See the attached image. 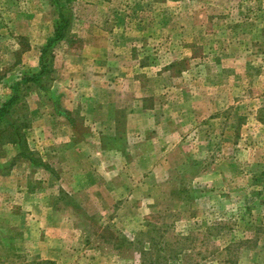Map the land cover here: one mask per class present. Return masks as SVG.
I'll list each match as a JSON object with an SVG mask.
<instances>
[{"label": "rangeland", "instance_id": "374dc122", "mask_svg": "<svg viewBox=\"0 0 264 264\" xmlns=\"http://www.w3.org/2000/svg\"><path fill=\"white\" fill-rule=\"evenodd\" d=\"M18 83L0 264H264V0H0Z\"/></svg>", "mask_w": 264, "mask_h": 264}, {"label": "trees", "instance_id": "16d2710c", "mask_svg": "<svg viewBox=\"0 0 264 264\" xmlns=\"http://www.w3.org/2000/svg\"><path fill=\"white\" fill-rule=\"evenodd\" d=\"M69 27V21L61 15L60 18V26L58 28V32L56 33V37L48 42V44L45 46L43 52H42V59H41V68L40 72L33 75L29 79H26L25 81H30L33 82V84H41L42 78L44 76L48 75V68L51 65V61L49 60L50 56V51L51 48L53 47V44L61 41L65 38L66 34ZM18 83L16 86V90L14 92V95L5 102L0 103V138L5 136L7 134H11L13 138V144H19V145H25L24 141V135L22 134L23 127L25 126L24 123H16L13 122L11 124H5V118L12 116L14 112H16L19 109L20 102L23 99V93L21 92V88ZM23 147V146H22ZM28 150V147L25 146L22 150V154L25 156V152ZM34 160V159H33ZM45 264H53L52 261H46Z\"/></svg>", "mask_w": 264, "mask_h": 264}, {"label": "crops", "instance_id": "0c3cea01", "mask_svg": "<svg viewBox=\"0 0 264 264\" xmlns=\"http://www.w3.org/2000/svg\"><path fill=\"white\" fill-rule=\"evenodd\" d=\"M78 150H80V146H78ZM46 260H49V259H46Z\"/></svg>", "mask_w": 264, "mask_h": 264}]
</instances>
